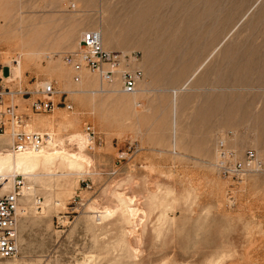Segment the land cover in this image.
<instances>
[{"label":"rangeland","instance_id":"1","mask_svg":"<svg viewBox=\"0 0 264 264\" xmlns=\"http://www.w3.org/2000/svg\"><path fill=\"white\" fill-rule=\"evenodd\" d=\"M94 27L103 31L105 48L147 57L140 88L151 80L156 89L148 110L135 106L139 96L112 92L95 76L72 82L61 54ZM21 52L25 68L11 75L6 60L14 66ZM0 77L13 89L51 81L65 92L56 99L66 96L70 109L59 103L34 114L30 99L16 102L30 121L67 114L85 133L91 127L94 172L60 193L64 206L41 216L28 208L17 254L0 264H264V169L225 177L214 151L216 139L225 138L238 153L264 152V0H0ZM99 84L105 91L90 93ZM195 85L209 92L203 124L217 99L215 138L204 139L197 127L188 132L183 118L193 107L179 111L175 129L172 93L159 91ZM185 94L177 93L182 103ZM34 186L35 201L44 200L45 191ZM115 192L131 196L144 215L133 226L116 208ZM90 204L117 210L98 222Z\"/></svg>","mask_w":264,"mask_h":264},{"label":"built area","instance_id":"2","mask_svg":"<svg viewBox=\"0 0 264 264\" xmlns=\"http://www.w3.org/2000/svg\"><path fill=\"white\" fill-rule=\"evenodd\" d=\"M61 60L70 70L72 82L77 84L84 75H92L102 85L117 82L119 91L135 94L144 77L139 53L105 48L103 32L98 27L82 31L75 46L61 54ZM2 82L0 77V140L12 152L40 149L48 141L49 135L46 132L26 131L28 114L20 111L17 99H30V109L34 114L51 111L59 103L70 109L72 104L66 96L63 101L56 99L58 94L63 96L65 92L57 90L51 81L31 89L24 86L13 89ZM87 131L89 135L93 133L91 127H87ZM214 151L215 167L225 177L241 179L253 170L264 169V152L259 155L249 148L238 153L227 146L225 138L216 139ZM2 182L0 179V258L11 259L19 249L23 177L16 175L10 188H4Z\"/></svg>","mask_w":264,"mask_h":264},{"label":"bare ground","instance_id":"3","mask_svg":"<svg viewBox=\"0 0 264 264\" xmlns=\"http://www.w3.org/2000/svg\"><path fill=\"white\" fill-rule=\"evenodd\" d=\"M116 37V33L111 30L109 32V46H114L116 44ZM104 43V46L107 45L106 40ZM53 55H56L57 58L59 57L57 53ZM23 56L26 57L27 53L21 52L12 59L16 63L14 66H12L10 59L6 60V64L11 67V75L14 74L18 76L23 72L25 68ZM6 79H10V77ZM100 84L98 89L90 90V93H103L105 89L102 88V86H114L111 90L112 92L123 93L119 91L117 82L107 85L101 84L102 86ZM69 92L77 93L85 91L69 90ZM135 106H137V102H135ZM30 117L28 116L25 121L26 131L46 132L49 135L48 141L40 149L12 152L3 145V140H0V179L3 181L4 188H10L16 175H21L23 177V185L21 188L22 198L20 203V212L23 216L26 214L28 208H33L35 213L42 215L50 206H64L63 200L65 198L62 200L60 198V193L67 192L69 186L71 187V184L75 183L76 178L93 175L94 173L91 169L92 161L87 153V148L93 141L89 133L82 131L79 120L75 115L68 116L66 114L64 116H59L54 114L37 117L31 121ZM73 127L77 128L67 133L64 132L67 128ZM77 181L78 180H76V182ZM35 183L46 193L44 200H40V202L34 199V194L37 191L34 186ZM117 185H119V183L115 184V187ZM114 195L118 202L116 208L120 211L121 215H123L122 218L124 217L129 225L133 226L136 218L139 220L143 218L144 215L139 213L140 209L136 206V202L131 196H127L121 192H115ZM37 202L39 203L38 206L36 205ZM89 208L93 213L91 217L95 220H99L98 222L112 216L117 210L111 207H105L103 210H100L98 207L91 204L88 205V209Z\"/></svg>","mask_w":264,"mask_h":264},{"label":"crops","instance_id":"4","mask_svg":"<svg viewBox=\"0 0 264 264\" xmlns=\"http://www.w3.org/2000/svg\"><path fill=\"white\" fill-rule=\"evenodd\" d=\"M213 51H211L210 54H212ZM208 57L209 56H207L204 59V61L198 65V67L190 75L189 79H191L195 74L198 73V71L201 69L202 65L208 59ZM146 58L147 57H143V60H145ZM143 60H141L142 62L141 67L144 72V77L140 83V86L143 82H145L147 78L146 74L148 72L146 65L143 64ZM146 83L148 85V88L143 90L139 86V91L134 94V97L135 95L139 96L136 101L139 104L137 105V107H141L144 103L145 107H147V110H148V108L150 107V103H151V96L154 93V91H156V89L153 87L151 80L146 81ZM182 90L186 91L187 94L185 95H187V97L185 98H188V100H184L185 99L184 98L183 103L181 102V100H179V96H177V93ZM159 91L164 92L166 94H168L169 91L172 93L170 105H171V109H172L173 116H174L172 123L175 129H176V125L181 122V120L178 119V117L180 116L179 111H181V109L183 108H186V110L188 111V110H191V108L193 107L194 112H191V111L187 112V114H185L183 118L185 125L188 127V132L193 133L192 130H194L197 127L200 129L201 137H203L204 139H206V137L211 134H214V138L217 137V99L214 102L212 101L213 103L209 104V112L207 115L208 120H206L205 123L203 124V119H205L206 116L202 118V114L206 106L205 104L206 95L209 94L206 88L201 87L199 85L192 86L191 88L180 87V88H175L172 90H170L169 88L163 87L159 89ZM141 93H148V95H141ZM187 121L188 123L186 124ZM200 126H203V128H201ZM175 129H172V139L171 140L176 142V130Z\"/></svg>","mask_w":264,"mask_h":264}]
</instances>
